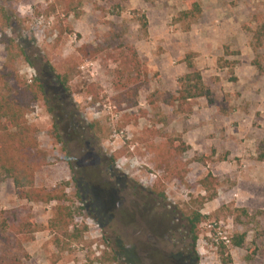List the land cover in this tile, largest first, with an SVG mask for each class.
Masks as SVG:
<instances>
[{
	"label": "rangeland",
	"instance_id": "rangeland-1",
	"mask_svg": "<svg viewBox=\"0 0 264 264\" xmlns=\"http://www.w3.org/2000/svg\"><path fill=\"white\" fill-rule=\"evenodd\" d=\"M198 1L203 13L192 24L175 21L188 0L6 3L13 14L7 34L34 64L20 60L17 69L28 82L41 78L47 92L27 116L48 154L36 185L65 189L76 217L68 231L53 232L49 221L57 204L21 200L13 182L0 176V264H174L150 249V231L138 233L134 225L137 214L140 231L158 229L150 215L160 212L178 227L174 242L187 240L193 251L187 260L176 250L174 262L264 264V33L254 50L250 31L264 32V0ZM68 6L76 9L69 16ZM141 15L148 20V37ZM1 36L0 69L6 63ZM124 44L138 51L151 77L133 109L118 108L112 99L116 65L107 54ZM83 45L101 54L83 58L77 52ZM190 53L214 104L199 98L178 113L167 102L187 73ZM47 62L59 74L77 65L69 93ZM90 84L99 88L97 102L88 94ZM55 126L63 143L56 142ZM176 138L190 147L178 157L188 171L183 182L167 180L159 168L165 159L172 163L169 140ZM209 173L216 179L206 192L200 181ZM214 193L216 199L200 203ZM144 206L156 211L146 215L140 212ZM198 210L208 219L197 227L193 248L187 219ZM29 221L37 228L32 241L19 233ZM243 234L244 246L235 247L233 239ZM166 244L161 240L164 249L171 248Z\"/></svg>",
	"mask_w": 264,
	"mask_h": 264
},
{
	"label": "trees",
	"instance_id": "trees-1",
	"mask_svg": "<svg viewBox=\"0 0 264 264\" xmlns=\"http://www.w3.org/2000/svg\"><path fill=\"white\" fill-rule=\"evenodd\" d=\"M19 1H0L1 43L5 46L6 51V63L0 69V176L13 182L17 196L21 200L43 204L55 202L57 204L55 214L49 221V227L53 232L68 231L74 223L76 211L68 204L70 198L67 196L65 189L42 188L36 185L37 173L48 165V154L40 148L38 129L28 123L27 116L37 104L46 101L47 92L41 78H35L28 82L21 77L17 69V63L20 60H24L34 66L24 48L18 44L16 38L7 34V31L11 28L10 22L13 14L7 8L6 3ZM71 1L72 3L74 2V0ZM188 4V9L180 12L176 18L175 21L177 23L188 21L192 24L202 15L203 10L198 0H188ZM65 11L67 16H69L76 9L68 6ZM138 22L142 31L148 37L147 17L141 15ZM189 29L190 26L186 28V30ZM250 31L253 33V40L256 41L254 50H257L261 45L264 32L261 29H252ZM77 52L83 58L90 59H96L101 54V51L88 45L81 46L77 49ZM195 55L194 53L186 55L184 63L187 73L177 79L178 90L167 102L178 113L185 112V107L190 105L191 101L199 98L207 99L210 105L214 104L212 92L205 85L202 72L194 63ZM107 56L116 65V68L111 71L113 77L112 85L116 93L112 98L114 103L118 108H121L122 105H125L126 109L136 108L139 103L138 99L141 90L151 81L145 63L133 46L125 44L114 48ZM252 65L258 67L256 62H253ZM46 68L55 75L59 86L69 93L70 83L76 75L77 65L70 63L69 67L61 74L56 73L48 62L46 63ZM87 91L94 99V102H97L99 88L94 84H90ZM150 105L155 107L153 101ZM53 130L55 131L56 142L63 143V138L59 134L57 126ZM177 142L179 144L176 145ZM169 143L170 149L175 154L169 153L168 157L171 158L172 163L169 162V159H165L159 168L163 169L167 174V180L177 179L183 182L188 171L178 157L188 152L190 147L185 144L182 138L170 139ZM215 179L209 173L208 176L200 181V184L208 192L213 186ZM161 182L163 183L162 180ZM158 196L166 200L164 191L159 192ZM214 199H216V193L211 194L209 198H202L200 203L203 205ZM207 219L208 216L202 214L200 210L193 212L187 219L189 231L192 235L193 248L198 239L197 227ZM19 233L26 236L30 241L34 240L37 233L36 224L33 221L21 224ZM80 236L81 233L79 231L74 235L75 239H79ZM244 242V234L233 239V245L238 248L243 247Z\"/></svg>",
	"mask_w": 264,
	"mask_h": 264
},
{
	"label": "flooded vegetation",
	"instance_id": "flooded-vegetation-1",
	"mask_svg": "<svg viewBox=\"0 0 264 264\" xmlns=\"http://www.w3.org/2000/svg\"><path fill=\"white\" fill-rule=\"evenodd\" d=\"M74 123H75V120H74ZM145 208H146V212L144 210H141L140 212H143L146 215H150L152 211L153 212L156 211L153 207L150 208V207L144 206V209ZM161 213L162 212L156 213L154 215H150V216L155 217L158 229H155V230L147 229V230H142V231H140L139 226L137 225L138 218L136 214V219L134 220V222L135 221L136 222L134 225L137 226V229L139 231L138 233L145 234L148 231H150L151 234L149 235H151L155 239L154 241L153 240L151 241L152 248L150 249L161 253L168 261L173 262L174 264H178L177 262H174L172 259V256L173 254L176 253V250H180L182 254H185V258L187 260H192L193 251L191 250V247H190L191 244H189L187 240H182L181 242H178V241L174 242V238L178 232V227L175 224V222H173V217L171 218L170 215L167 214V212L164 214L163 213L161 214ZM151 236H148L149 240ZM161 240H164L167 243L166 245H170L171 248L167 247V249H164L161 245Z\"/></svg>",
	"mask_w": 264,
	"mask_h": 264
},
{
	"label": "built area",
	"instance_id": "built-area-1",
	"mask_svg": "<svg viewBox=\"0 0 264 264\" xmlns=\"http://www.w3.org/2000/svg\"><path fill=\"white\" fill-rule=\"evenodd\" d=\"M220 240L225 244H230V240L227 238V236H223L222 233H219Z\"/></svg>",
	"mask_w": 264,
	"mask_h": 264
}]
</instances>
